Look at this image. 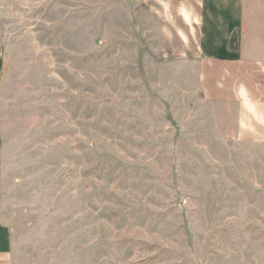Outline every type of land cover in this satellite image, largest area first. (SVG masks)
Returning <instances> with one entry per match:
<instances>
[{
  "label": "rangeland",
  "instance_id": "374dc122",
  "mask_svg": "<svg viewBox=\"0 0 264 264\" xmlns=\"http://www.w3.org/2000/svg\"><path fill=\"white\" fill-rule=\"evenodd\" d=\"M171 1L0 0L12 264H264V144L223 96L239 70L222 87L194 62Z\"/></svg>",
  "mask_w": 264,
  "mask_h": 264
},
{
  "label": "crops",
  "instance_id": "0c3cea01",
  "mask_svg": "<svg viewBox=\"0 0 264 264\" xmlns=\"http://www.w3.org/2000/svg\"><path fill=\"white\" fill-rule=\"evenodd\" d=\"M171 5V19L183 23L180 35L195 48L194 62L225 70L216 74L222 78L217 85L224 87L228 70H239L237 79L231 73L232 93L223 96H233L238 107V138L264 144V0H173ZM4 63L0 36V76ZM0 264H12L11 240L1 216Z\"/></svg>",
  "mask_w": 264,
  "mask_h": 264
}]
</instances>
